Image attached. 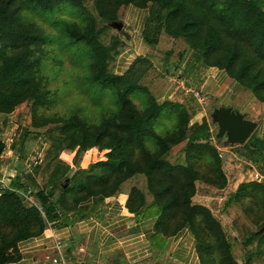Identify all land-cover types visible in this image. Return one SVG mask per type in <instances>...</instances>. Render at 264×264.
<instances>
[{"label": "rangeland", "instance_id": "1", "mask_svg": "<svg viewBox=\"0 0 264 264\" xmlns=\"http://www.w3.org/2000/svg\"><path fill=\"white\" fill-rule=\"evenodd\" d=\"M143 1H107L103 8L113 13L114 21L121 23L120 29L110 26L113 21L103 19L95 6V0H60L51 10H42L41 6L25 0L15 1V4L20 5L16 18L17 26L29 28L46 36L41 49L36 54L39 58L38 71L33 75L34 78L39 79L46 91L44 95L46 103L38 105L32 100H24L10 113L0 114V142L5 144L2 153L6 152L8 155L11 153L10 157L7 155L0 160L2 167H5L9 161L5 168V180L10 181L17 177L25 181L24 175H28V171L39 161L37 157H41L45 152L47 145L43 131L51 125L50 121L74 115L78 120L95 126L102 118L111 119L110 114L117 109L119 97L116 95L115 87L119 86V89L124 91L125 87L136 85L140 89L132 92L129 102L119 104L117 124L128 121L130 109L134 108L138 111L145 109L148 105L147 95L159 104L179 103L183 107V112L179 113L175 107L167 109V112H163L155 119L152 133L163 135L184 120L190 127L205 122L211 130L208 142L215 149L216 156L211 162H207L206 157L193 158L192 168L201 175H205V168H210V171L213 169L214 174L211 177L216 183H222V177L217 175L215 166L220 169L223 176L232 168L241 172L242 177L238 178L240 182L232 191L228 192L225 187L220 190L222 187L217 188L202 180L194 181L193 191L190 189V202L197 205L200 202L204 203L202 206L209 211L216 225L215 228L213 227L216 237L211 248L212 254L206 256L204 250L203 256L198 257V264H264V230L259 231L264 225V199L257 189H248L244 197L238 199L236 206L227 204L240 183L253 181L264 186V177L258 174L264 170V151L259 149L262 145L250 142L244 144L248 138L241 144L231 142L226 133L216 138L217 126L213 115L218 105L203 92H199L197 100L191 92L193 90L187 91L186 87V79L195 71L194 67L190 66L193 62V53H200L201 61L196 63L199 66L198 70H201L207 66L218 67L215 60L228 56V49L225 45L217 47L216 52L210 51L205 54L199 49L204 44L203 36L198 40L194 38L195 41L191 42L189 41L191 38L174 37L172 34L180 25L181 12L172 6L169 9L166 6H157V0L149 2L148 6L151 8L147 10L142 25L141 17L144 13L137 10L147 9ZM200 1L190 0V3L195 4ZM166 16L167 19H164ZM62 21L71 23L82 33H94L95 45L90 47L82 41H73L69 33L64 30ZM238 64L239 62L236 61L235 65ZM99 71L102 75L114 74L121 78L115 83L102 85L92 79ZM235 83L236 87L228 102L234 109H244L242 104L247 95L258 102L260 107L264 106V102L254 97L250 89ZM247 110V113L254 112L251 106H248ZM38 124L44 125L37 126ZM24 130L37 131L40 136L25 159H19L16 148ZM225 139L232 144L224 142ZM107 142L108 139L102 140L101 143ZM223 142L227 150L217 149L224 145ZM186 143L183 139L169 146L164 152L166 153L164 158L174 165L185 163ZM145 145L154 156L162 148V145L156 143L153 138L147 139ZM106 151L107 149L91 147L79 152L75 164L70 165L68 162L70 171L76 167L85 168L99 159H104ZM227 152L234 154L227 161L232 168L224 164ZM73 153L74 150L65 149L61 152V161L67 163L69 155ZM134 161L144 164V155L138 149L135 150ZM251 166L257 173L256 176L252 174L250 178L248 170L252 169ZM124 181L129 182L131 187L140 189L144 199L147 200L152 199L154 193L150 188L157 189L154 183L148 187V178L142 173L131 174L120 183ZM60 182L61 180L57 182V188L52 190V194L48 195L50 201L59 198ZM27 187L34 195V192L44 187V184L36 182L27 184ZM216 188L219 190L216 191ZM44 191H48L47 186ZM66 194L69 203L74 195L72 192ZM202 195L209 197L204 198ZM181 212L183 213V209L175 220H171L174 227L180 224ZM199 217L201 219L205 216ZM172 229L173 226L172 228L170 226V230ZM186 231L190 238L184 241L186 244L183 245L182 251L185 252L190 247L196 252L198 242L194 240L189 229L186 228ZM253 232L258 236L251 238L250 234Z\"/></svg>", "mask_w": 264, "mask_h": 264}, {"label": "trees", "instance_id": "2", "mask_svg": "<svg viewBox=\"0 0 264 264\" xmlns=\"http://www.w3.org/2000/svg\"><path fill=\"white\" fill-rule=\"evenodd\" d=\"M15 1L0 0V114L10 113L24 100H32L38 105L46 103L44 96L46 91L39 79L33 76L38 71L39 58L36 54L46 36L29 28L17 26L16 18L20 5L15 4ZM25 1L41 6L42 10H51L60 2V0ZM107 1L95 0V6L103 19L111 22L115 20L113 13L103 8ZM153 1H143L147 10L151 8L148 6L149 2ZM157 1V6H166L168 9L172 6L181 12L180 25L172 34L174 37L191 38L189 40L191 42L203 36L204 44L199 49L205 54L210 51L216 52L217 47L226 45L228 56L221 60L216 59L215 63L218 65L216 67L223 69L230 78L250 89L254 97L264 102V0H201L195 4H191L190 0ZM164 19H167V16ZM62 26L73 41H82L90 47L95 45L94 33H82L67 21H62ZM192 60L190 66L198 70L200 53H193ZM236 61L239 62L237 66ZM120 78L114 74L102 75L100 71L92 77L102 85L115 83ZM139 89L136 85L127 86L124 91H121L119 86L115 87L119 100L117 109L110 114L112 120L102 118L98 124L92 126L91 123L80 121L74 115H70L49 122L51 125L43 131L47 147L42 158L31 169L32 176L28 173L29 176L24 175L25 181L17 177L9 181L10 187L19 190H26L27 184L33 180L44 184V187L32 194L42 206L44 217L36 207L25 205L14 191L0 190V264L17 261L20 258L17 243L39 235L46 222L58 220L64 224L66 218L62 215L63 212L60 213L61 209L72 208L91 196H107L121 180L135 173H142L148 178V187H151L152 183L157 186L155 190L150 188L154 193L148 202L145 201L142 191L136 187L130 188L126 201V208L133 212L137 219L156 217L153 231L148 236L151 245L161 248L164 243L163 236L172 235L186 227L198 242L197 257L203 256L204 250L206 256L212 254L211 248L216 237L213 230L216 225L204 206L190 202V189L193 191L194 181L202 180L217 188H221L225 183L224 176L217 166L215 170L217 175L222 177V183L212 180L213 169L210 171V168H205V175H201L192 168L193 158L206 157L207 162H211L216 156L215 149L208 142L210 133L207 123L190 127L184 120L163 135L153 134V124L158 116L167 112L170 107L177 108L181 113L183 107L179 103L159 104L147 95L148 105L145 109L141 111L130 109L128 121L117 124L119 104H127L132 92ZM42 125L44 124L37 126ZM39 136L40 133L37 131H23L16 148L19 159H25ZM149 138L162 145L159 153H155L156 156L145 145ZM106 139L109 142L101 143ZM183 139L187 142L184 150L185 163L174 165L164 158L166 154L164 152L169 146ZM248 142L259 143V140L251 134L244 144ZM91 147L107 149L104 159H99L85 168L76 167L72 171L69 164L63 163L60 159L61 152L65 149L74 150L71 164H75L78 153ZM3 149L4 146L0 142V154ZM136 149L144 155L142 165L139 161H134ZM60 180V196L50 201L48 195L57 188V182ZM46 186L47 192L44 191ZM248 189H257L264 199V186L248 181L238 185L227 204L236 206L238 199L244 197ZM69 192H72L74 197L67 203L69 200L66 193ZM181 209L183 213L181 212L180 224L174 227L171 220L177 218ZM197 215L205 217L200 219ZM170 226L171 228L173 226L172 230ZM257 236L255 232L250 234L251 238Z\"/></svg>", "mask_w": 264, "mask_h": 264}, {"label": "crops", "instance_id": "3", "mask_svg": "<svg viewBox=\"0 0 264 264\" xmlns=\"http://www.w3.org/2000/svg\"><path fill=\"white\" fill-rule=\"evenodd\" d=\"M137 11L144 13L141 17V24L143 25L144 18L147 16V9ZM186 82L187 91L203 92L215 101L217 107H228L241 113L245 120L253 123L254 128L251 133L260 141L259 144L262 145V148L259 149L264 151V106L260 107L259 103L250 95L244 98L242 104L244 109H234L228 104L236 83L223 69L210 66L195 70L186 79ZM248 106L253 107L254 112L247 113ZM251 110L249 109V111ZM208 131L211 132L210 129ZM224 142L232 144L227 139ZM224 142L222 147L216 146L217 149L227 150ZM2 144L5 146L3 142ZM7 155L6 152L1 153L0 160ZM42 155L37 157L38 160L42 158ZM71 156L69 155L67 161L70 165ZM225 156L224 164L229 166L227 161L234 154L227 152ZM8 163L9 161L5 167H2L0 163V175L4 174L5 176V168ZM230 168H232L231 165ZM248 172L250 178L252 174L257 173L253 168ZM28 173L32 176L31 170ZM258 174L264 177V170ZM239 176H241L239 169L234 170L232 168L230 172L225 173V183L220 190L225 187L228 192L232 191L240 182L238 181ZM33 183L36 181L30 182V184ZM131 186L129 182L124 181L107 196H91L72 208L61 209L60 213L63 212L62 215L65 216L66 222L63 224L59 221L56 222V220L49 221L50 227L61 238L60 250H56L51 239L45 238L41 233L19 241L17 250L20 258L6 264H198V257L194 249L188 247L185 252L182 251L183 245L186 244L184 241L190 238L186 227L172 235L163 236L164 243L161 248L151 245L148 236L153 231V223L156 217L140 220L134 216L133 212L128 211L126 201ZM215 190L219 189L216 188ZM202 197L208 198L209 196L202 195ZM149 200L145 199L146 202ZM52 257L58 258V263H52Z\"/></svg>", "mask_w": 264, "mask_h": 264}, {"label": "water", "instance_id": "4", "mask_svg": "<svg viewBox=\"0 0 264 264\" xmlns=\"http://www.w3.org/2000/svg\"><path fill=\"white\" fill-rule=\"evenodd\" d=\"M110 26L120 29L121 23L113 21ZM213 116L217 126L216 138L226 133L231 142L241 144L248 138L254 128V124L245 120L241 113L228 107H218ZM262 230H264V226L259 229V231Z\"/></svg>", "mask_w": 264, "mask_h": 264}, {"label": "built area", "instance_id": "5", "mask_svg": "<svg viewBox=\"0 0 264 264\" xmlns=\"http://www.w3.org/2000/svg\"><path fill=\"white\" fill-rule=\"evenodd\" d=\"M191 92L194 93V96H196V98L198 100L199 95H200L199 92L195 91V90H193ZM255 176H256V173H255ZM2 189H10V190L14 191L20 197L21 201L25 205L36 207L39 210L42 217H44V211H43L42 206L40 205V203L37 202V200L32 195V193L28 189V187L26 188V190H19L15 187H10L9 182L5 180L4 174H1L0 175V190H2ZM56 222H58V220H56ZM41 233L45 238L51 239L52 245L56 250H58V251L60 250V248L62 246L61 238L59 237V235H57L55 233V230L52 227H50L49 222H46V226ZM51 261H52V263H58V258L52 257Z\"/></svg>", "mask_w": 264, "mask_h": 264}]
</instances>
